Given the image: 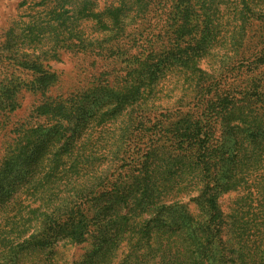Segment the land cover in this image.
<instances>
[{
    "label": "rangeland",
    "instance_id": "rangeland-1",
    "mask_svg": "<svg viewBox=\"0 0 264 264\" xmlns=\"http://www.w3.org/2000/svg\"><path fill=\"white\" fill-rule=\"evenodd\" d=\"M20 1L0 0V45L38 0ZM184 1L198 16L182 42L174 0H142L141 16L126 0L102 53L50 36L0 51V264H264V0ZM42 49L56 74L43 94L20 60ZM43 97L66 100L67 132L31 117ZM71 201L84 240L60 224L32 245Z\"/></svg>",
    "mask_w": 264,
    "mask_h": 264
},
{
    "label": "trees",
    "instance_id": "trees-1",
    "mask_svg": "<svg viewBox=\"0 0 264 264\" xmlns=\"http://www.w3.org/2000/svg\"><path fill=\"white\" fill-rule=\"evenodd\" d=\"M29 0H21L19 6H24ZM33 0H30V2ZM126 0H38L37 2H33V6H29L30 12L24 13L20 17H27L28 20L26 22H20V26L12 25L5 30L4 33V42L0 45V51L13 48L16 43H21L15 49V53L18 52L19 48L23 46L30 45L33 41H40L47 36L52 37L54 41L53 47H58L56 43L57 38L59 37L60 42L66 40L68 43L67 46L71 45H85L87 50L90 49L91 51H96L97 53H102L106 51L108 48L102 42L109 40L112 35L116 34V32L121 33L124 29V25L126 24L125 21L120 20L122 15L128 14V8L126 7ZM136 2L140 1V5L136 7L134 10L131 11L134 16H141L144 12L150 9L145 3H142V0H134ZM150 2V0H148ZM169 0H163L164 3L168 2ZM172 1V0H171ZM175 2L171 5V21H173V32L176 34L175 41L182 42L183 37L187 33H196L195 29V22L192 23L194 17H197V10L192 8L188 1L174 0ZM32 3V2H31ZM37 7V8H36ZM40 7V8H38ZM142 13V14H141ZM110 17L108 19L107 17ZM76 17V21L72 23L73 18ZM124 17V16H123ZM22 19V18H20ZM19 19V20H20ZM17 30V32H16ZM16 43H14V42ZM58 41V40H57ZM74 41L78 42V45L74 43ZM35 47L39 45L38 42H33ZM101 43V44H100ZM181 45L180 43H175L174 47L176 50H179L177 47ZM42 51V52H41ZM36 59L31 60L32 58H25L21 59V63L24 64V67H29L34 72L37 73V77L35 81L37 83L36 90L40 91L42 94L47 90V88L56 81V74L55 71H50L49 69H43L41 65L42 61L47 59V53H51L49 50L46 51L42 49ZM56 52V50H55ZM55 52L53 54H55ZM26 56H32L33 54L21 52ZM51 55V54H50ZM260 55V54H259ZM15 54L10 56H4L5 58L19 59ZM40 57H42L40 59ZM260 64L264 63V53L260 55ZM145 62V61H143ZM149 69V68H148ZM136 72V70H133ZM37 105L31 110V117H46L50 118V116H54L57 122V129L56 133L60 131L67 132L69 130L68 121H66V125L61 127L60 122L63 119L70 117L73 115L70 109L66 108V100L58 99L55 101H49L47 97H43ZM76 101V100H75ZM74 101V102H75ZM7 106L12 109V105L8 104ZM67 111V114H66ZM48 116V117H47ZM188 121V120H185ZM184 121V122H185ZM198 127V126H197ZM188 128V127H186ZM199 130V128H198ZM193 131V130H191ZM194 132V131H193ZM42 155V154H41ZM39 156L38 160H40ZM39 164V163H38ZM102 175V180L106 177L105 174L101 172L99 176ZM51 176V175H50ZM85 193H90V190H84L79 193V198L82 199ZM205 201L209 205L211 211H216L215 206V195L209 194L208 197L205 198ZM67 204H59L54 206L50 211L51 216H46V219H49L50 223H55L52 226L46 228L44 233H39L33 237L32 245L35 246H44L46 243H49L52 238V233L50 235V231L52 232L60 226H62V231L65 233L70 239H74L76 242L83 241L84 236L87 231L88 227V220L85 216L80 214V218L78 216L73 215L71 213V206L70 203ZM63 215H69L70 219L68 218L67 221H60V218ZM70 221V222H69ZM69 225L67 226V223ZM66 225V227H64ZM97 228V226H96ZM64 229V230H63ZM100 232L97 229V236H99ZM32 239V236H31Z\"/></svg>",
    "mask_w": 264,
    "mask_h": 264
}]
</instances>
